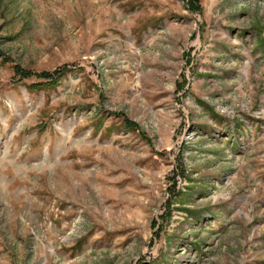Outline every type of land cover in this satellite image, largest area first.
<instances>
[{
    "label": "rangeland",
    "instance_id": "obj_1",
    "mask_svg": "<svg viewBox=\"0 0 264 264\" xmlns=\"http://www.w3.org/2000/svg\"><path fill=\"white\" fill-rule=\"evenodd\" d=\"M0 264H264V0H0Z\"/></svg>",
    "mask_w": 264,
    "mask_h": 264
},
{
    "label": "trees",
    "instance_id": "obj_2",
    "mask_svg": "<svg viewBox=\"0 0 264 264\" xmlns=\"http://www.w3.org/2000/svg\"><path fill=\"white\" fill-rule=\"evenodd\" d=\"M64 72H65V68H61V69H56V70L52 71L51 73H49V72L41 73V74L37 75V77L41 78V79H44L46 81H53V80H56L57 78H59L60 75L64 74ZM16 73L21 78H29V77H31V75L29 73H27L25 70H22V69H17ZM123 125L127 129L135 130L131 126L130 123L123 122Z\"/></svg>",
    "mask_w": 264,
    "mask_h": 264
}]
</instances>
